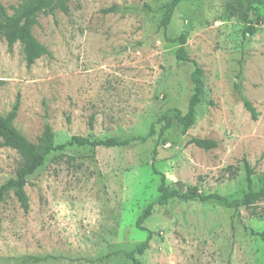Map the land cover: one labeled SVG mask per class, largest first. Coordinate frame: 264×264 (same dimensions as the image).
Here are the masks:
<instances>
[{"label":"rangeland","instance_id":"obj_1","mask_svg":"<svg viewBox=\"0 0 264 264\" xmlns=\"http://www.w3.org/2000/svg\"><path fill=\"white\" fill-rule=\"evenodd\" d=\"M166 1L78 0L68 15H40L33 35L51 56L30 68L18 43L9 49L0 39V116L20 95L13 126L32 143L46 123L61 145L72 136H145L164 112L184 114L193 64L176 61L178 44L165 36L185 35L205 93L186 134L173 121L157 144L51 153L28 177V212L12 192L0 203V264H264V243L248 231L264 230V201L241 209L238 220L213 202L154 205L141 225L152 232L148 247L134 253L147 236L135 221L159 196L152 162L185 194L238 198L246 190L244 160L254 189L264 177V6L255 4L244 18V0L182 1L164 34L157 26ZM19 2L0 0L9 14ZM113 5L122 11L100 12ZM249 25L253 35L244 34ZM191 138L217 145L203 150ZM20 162L0 146V185Z\"/></svg>","mask_w":264,"mask_h":264},{"label":"trees","instance_id":"obj_2","mask_svg":"<svg viewBox=\"0 0 264 264\" xmlns=\"http://www.w3.org/2000/svg\"><path fill=\"white\" fill-rule=\"evenodd\" d=\"M72 1H76L77 6L80 5L78 0H20L17 6H10V14L8 13L7 8L0 4V39L5 41L9 49H12V47L18 43L23 51L25 65L27 68H30L37 59L43 56H51L48 48L41 44L33 35V28L37 24L38 17L40 15H53L58 11L68 15L70 13V3ZM182 1L188 0H167L161 6V14L157 26L158 30H162L165 34L171 23L176 7ZM244 1V18L248 17V14L253 9L255 4H261L264 6V0ZM144 6L146 7V5ZM119 11H122V8L117 5H113L102 9L100 12L102 14H110L118 13ZM254 32V27L249 25L246 26L244 34L253 35ZM165 39L167 42L178 44L175 51L176 61L191 62L193 64V71L190 75V80L193 85V93L189 99L187 111L184 114H182L179 110H173V115H170V111L164 112L150 125L148 133L145 136H133L128 139L108 137L102 140H94L90 137L72 136L68 142L61 145H55L54 134L51 126L46 123L42 134L37 138V142L32 143L13 126V122L17 116L20 106V95H17L11 109L5 115L0 116V146L13 149L19 155L21 162L15 171L14 177L8 179L0 185V203L10 192H12L22 210L24 212H28L29 200L25 192L28 177L33 175L40 167L43 166L46 158L51 153L62 151L66 146L75 145L77 147L91 148H124L132 143H144L150 139L155 140V144H157L162 138L164 132L172 126L173 121L180 126L182 134H186L187 130L194 125L196 107L200 103L204 102L205 99L202 82L203 72L200 66L188 57L185 50L186 37L184 34H180L174 38L165 36ZM242 101L243 106L245 110L249 112L251 119L256 120L258 114L252 104L244 98ZM92 122L93 117L90 118V123L92 124ZM188 142L203 150L213 149L217 145L215 141L209 139L191 138ZM152 153L153 155L156 154L155 148L152 150ZM151 166L153 172L160 176V183L157 187L159 196L156 202L147 205L142 210L135 221L136 229L147 232L145 240L134 252L138 255H141L148 247V243L152 236V232L141 225L144 220L150 217L154 205L164 206L171 199H178L183 202L194 200H197L200 203L213 202L220 207L232 210L233 217L238 220L240 218L239 212L241 209H253L257 203L264 201V177L261 186L258 189H254L252 186L253 169L245 160L243 168L245 171L246 190L243 191L238 198L234 199H229L226 196H221L216 193L207 195H201L195 191H192L190 194L182 193L177 189L170 188L166 184L165 176L154 169L153 162ZM252 214H254V212H252ZM248 231L252 237H256L264 243V230L254 231L250 228Z\"/></svg>","mask_w":264,"mask_h":264}]
</instances>
